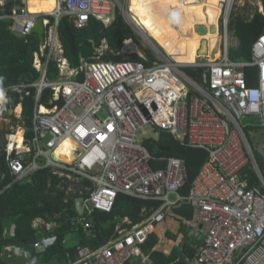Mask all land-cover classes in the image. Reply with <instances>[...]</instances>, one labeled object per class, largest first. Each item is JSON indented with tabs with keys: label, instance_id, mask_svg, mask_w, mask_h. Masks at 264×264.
Returning a JSON list of instances; mask_svg holds the SVG:
<instances>
[{
	"label": "built area",
	"instance_id": "built-area-1",
	"mask_svg": "<svg viewBox=\"0 0 264 264\" xmlns=\"http://www.w3.org/2000/svg\"><path fill=\"white\" fill-rule=\"evenodd\" d=\"M30 1L0 0V21H11L16 35H35L39 18L46 30L34 60L40 80L16 87L37 90L31 138L21 123L22 105L6 118L1 106L7 89L0 88V119L7 121L2 146L13 178L8 187L41 169H51L71 182L90 181L92 187L68 189L79 194L72 226L87 233L93 227L94 213H112L120 194L162 203L132 229L124 227L132 224L125 218L116 227L117 236L106 245L79 248L73 264H128L139 257L142 264L150 263L143 245L156 225L168 213L174 217L172 209L183 203L193 204L194 221L204 235L184 264H264V174L257 159L264 162V137L262 142L256 139L258 134L264 136V33L252 44L250 62L233 60L229 42L239 6L257 1L256 13L264 15L263 0L219 2L215 28L220 58L212 52L194 65L176 64L171 57L147 65L130 60L132 54L123 46V61L104 59L105 51L98 48L91 58H81L79 67H72L66 56L60 22L68 18L77 30H83L95 19L107 28L117 9L130 15L129 6L120 0H55L54 11L36 13ZM50 62L59 70L54 81L48 78ZM189 67L204 70L199 80L184 72ZM249 69L254 77H248ZM47 90L52 96L44 104L41 99ZM148 129L154 137H146ZM162 131L183 146L208 153L187 196L181 194L188 179L185 161L153 155L146 145ZM154 164L160 166L155 169ZM54 227L43 219L34 221L33 228L42 234L35 249L44 252L58 243L57 235H46ZM14 230L4 237L14 236ZM5 251L21 252L16 246Z\"/></svg>",
	"mask_w": 264,
	"mask_h": 264
},
{
	"label": "trees",
	"instance_id": "trees-1",
	"mask_svg": "<svg viewBox=\"0 0 264 264\" xmlns=\"http://www.w3.org/2000/svg\"><path fill=\"white\" fill-rule=\"evenodd\" d=\"M264 2V0H263ZM48 9L54 8V3L45 5ZM238 36L241 45L233 55V60L241 62L252 61V44L264 33V15L256 13L251 20H244L240 16ZM11 21H0V88L7 89L4 105L1 106L6 118L9 112L22 105V125L26 129L27 138L33 136V118L36 105L35 88H17L22 85L37 83L41 74L34 68L35 54L39 52L41 42L36 35L24 38L11 31ZM69 28L73 34V40L65 33ZM59 33L63 42L66 56L72 67H79L81 58H91L96 49L107 42L108 51L104 59L120 62L125 60L121 53L125 41L134 39L139 41L131 25L127 23L117 9L113 23L107 28L103 23L95 19L83 30H77L68 18H64L59 25ZM146 58L138 54L130 55L129 59L135 62H144L152 65L157 57L151 50H146ZM186 74L199 80L203 69L185 68ZM248 77H254V71L248 70ZM48 78L52 81L59 78V70L56 63L50 62L48 66ZM29 93V94H28ZM52 91H44L41 101L48 104ZM153 155H166L181 158L185 161L187 170V182L181 190L183 196L190 192L192 183L197 178L204 163L208 159V153L201 149L183 146L170 134L162 131L157 140L146 141ZM259 166L264 174V162L257 157ZM155 169L160 165L154 164ZM13 182V178L6 165V155L2 146L0 132V264H73L78 261V249L91 247L97 249L106 245L116 234V227L123 223L125 218L131 220V225L124 224L127 229L141 224L153 212L161 206L160 201H146L120 194L117 198L112 213L97 211L92 217L93 227L90 232L76 231L72 222L77 215L76 198L78 193L68 192L72 187L79 191L83 187H92V183L86 179L79 183L71 182L53 173L51 169H41L33 173L28 179ZM146 209V213L143 211ZM37 219H43L47 223L55 224V227L46 235L54 234L59 241L53 247L44 252L35 249L34 244L40 240L42 234L33 228ZM15 227L14 236L4 237ZM164 224L156 225L155 232L143 245V252L148 256V264H173L179 259V264H184L186 257H192L195 252L185 247L182 241L169 231L164 230ZM183 239V238H182ZM16 246L21 252L8 253L6 247ZM26 254L27 256H25ZM128 264H142V258H135ZM178 264V263H177Z\"/></svg>",
	"mask_w": 264,
	"mask_h": 264
},
{
	"label": "bare ground",
	"instance_id": "bare-ground-1",
	"mask_svg": "<svg viewBox=\"0 0 264 264\" xmlns=\"http://www.w3.org/2000/svg\"><path fill=\"white\" fill-rule=\"evenodd\" d=\"M130 1V0H129ZM221 0H207L202 3H197L196 0H164L163 7H156L157 0L153 3L150 0H131V16L130 18L136 23L137 26L148 32L157 33L156 25L161 24L168 30L170 36L178 40H186V47L191 51L190 58L173 59L176 64H191L194 65L198 62L199 58L205 57L204 53L207 51V56L215 53L216 59L221 57V52L218 51L220 37L219 33L215 30L214 33L201 34L198 30L200 27L207 28L209 26H217L218 19L221 13L219 2ZM54 3V8L48 9L46 3ZM30 9L36 13H50L57 7L55 0H33L29 3ZM203 15V17L199 14ZM184 14L187 24L191 30L182 21L181 17L171 18ZM181 25H184L181 27ZM216 29V28H215ZM143 31V30H141ZM148 40V38L146 37ZM152 46H155L150 42ZM204 46L203 54H201L202 47ZM136 46L132 41L126 43V52L135 50ZM180 49L176 45L174 51ZM129 50V51H128ZM185 50V49H184ZM189 57V56H188Z\"/></svg>",
	"mask_w": 264,
	"mask_h": 264
},
{
	"label": "rangeland",
	"instance_id": "rangeland-1",
	"mask_svg": "<svg viewBox=\"0 0 264 264\" xmlns=\"http://www.w3.org/2000/svg\"><path fill=\"white\" fill-rule=\"evenodd\" d=\"M121 3L126 4V8H128L129 6V13L131 14V0L130 2L128 0H120ZM156 0H150V2H155ZM158 4L156 5V7H163V1L164 0H157ZM258 7V2L255 1L254 5L247 3V6L245 5L244 7L239 6V12L240 13H236L233 15V19H232V24L230 26V30H229V42H230V55L231 58L233 59V55L238 51V49L240 48L241 45V40L240 37L238 36V28L240 26V20L237 19L238 16L237 15H241L240 17L244 20L247 21L251 20L254 15L256 14V10ZM248 12H250V15L248 16ZM120 13L122 14V16L124 17L125 21L127 23H129V25H131L133 31L136 33V35L139 38V41H136L134 39H131L130 41H132L134 43V45L136 46L135 50L129 51V53L131 54H138L140 57H144L146 58V50H151L153 52V54L157 57V61H162L164 58L159 55L151 46V43L149 41H147V39H145V36H147L150 41L157 46V48L161 51V53H163L165 55V57H171L172 59H179L182 57L185 58H190V54L191 51L187 49L186 47V40H178L176 41V39L173 37H171L168 33V30L166 28H164L161 24L156 25L155 29H157V33L155 32H146L144 29H141L139 26L136 25V23L133 20H130L126 15L123 14L122 11H120ZM247 13V14H246ZM181 17L182 21L185 23V27L184 28H188L191 30L190 26L187 24L186 18L184 16V14H180L177 16H171V18H177V17ZM184 25H181V27ZM212 27L209 26L208 28ZM207 28V33H210L208 31ZM143 30V31H141ZM129 41V40H128ZM107 42L103 41L102 46L100 47V50L105 51V53L108 51V49L106 48ZM176 45L180 46V49L178 51H174V48L176 47ZM126 47V44H124V49ZM185 49V50H184ZM203 54V53H201ZM189 56V57H188ZM206 60H203L202 62H205ZM187 65H191V64H187ZM185 72V70H184ZM186 73V72H185ZM101 117H105L103 114L101 115ZM3 120V122L6 123L7 121H5V118H1ZM155 134L154 132H152L150 129H148L147 131V138H151L154 137ZM263 135L262 134H258V136L256 137V139L259 142L263 141ZM163 224L167 225V227L169 228V230L176 232V234L178 235L179 239L174 240V238H170L171 241L174 242H180L182 241L185 245V247H193L194 242L197 243L199 242L197 239L200 237H202V233L200 232L198 225L196 223V221H193L191 223H188L186 221L183 220H179L177 218L172 220V215L171 213H168V218L163 222ZM170 232V231H169ZM183 238V239H182ZM193 249V248H191Z\"/></svg>",
	"mask_w": 264,
	"mask_h": 264
},
{
	"label": "water",
	"instance_id": "water-1",
	"mask_svg": "<svg viewBox=\"0 0 264 264\" xmlns=\"http://www.w3.org/2000/svg\"><path fill=\"white\" fill-rule=\"evenodd\" d=\"M126 6V5H125ZM123 8V11H124V6L122 7ZM125 15L129 18H130V15L128 14V12L126 11ZM215 27H211V33H214L215 32ZM201 34H205L206 33V28L204 27H200L199 30H198ZM34 33L35 35L38 37L39 41L41 43H43L45 41V33H46V30H45V26H44V23H43V19L42 18H39L38 19V22H37V26L34 30ZM65 33L68 35V37H70V39L73 40V34L71 32V30L69 28H65ZM147 36H145V39H146ZM148 38V37H147ZM149 42L150 39L148 38ZM152 46V44H151ZM153 49L159 54L161 55L163 58H166L165 55L163 53H161V51L157 48V47H154L152 46ZM204 50V46L202 47V50L200 51L201 53H204L203 52ZM204 55H207V51L206 53H204ZM0 132H1V135H2V140L5 139V136H6V126H5V123L3 122L2 119H0ZM172 214L180 219V220H183V221H186L188 223H191L194 221V217H195V208L193 206L192 203H183V204H180L179 206L177 207H174L172 209Z\"/></svg>",
	"mask_w": 264,
	"mask_h": 264
},
{
	"label": "crops",
	"instance_id": "crops-1",
	"mask_svg": "<svg viewBox=\"0 0 264 264\" xmlns=\"http://www.w3.org/2000/svg\"><path fill=\"white\" fill-rule=\"evenodd\" d=\"M199 14L203 17V15H202L200 12H199ZM159 135H160V134H159ZM159 135H158V138H159ZM175 218H176L175 216L172 217V220L175 219ZM177 219H178V218H177ZM179 220H180V219H179ZM164 226H165L164 230H166V231H170V234H172V235H174V236H177L176 232L169 230V228L167 227V225L164 224ZM199 230H200V232L202 233V231H201L200 228H199ZM202 234H203V233H202ZM203 238H204V235H202V237H201V235H200V237L197 239L199 242L195 243V241H193V242H194V245H193V247H191V248H193L192 250H194V252H195V248H196V246H198V245L202 242Z\"/></svg>",
	"mask_w": 264,
	"mask_h": 264
}]
</instances>
